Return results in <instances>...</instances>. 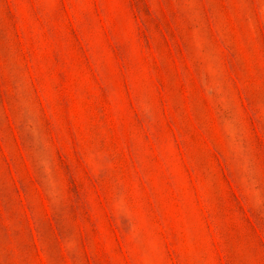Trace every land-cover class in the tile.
Here are the masks:
<instances>
[{"label":"rangeland","instance_id":"obj_1","mask_svg":"<svg viewBox=\"0 0 264 264\" xmlns=\"http://www.w3.org/2000/svg\"><path fill=\"white\" fill-rule=\"evenodd\" d=\"M0 264H264V0H0Z\"/></svg>","mask_w":264,"mask_h":264}]
</instances>
